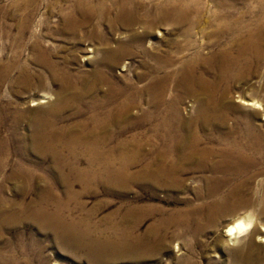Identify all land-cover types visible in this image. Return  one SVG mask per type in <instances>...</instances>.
<instances>
[{"label": "bare ground", "instance_id": "1", "mask_svg": "<svg viewBox=\"0 0 264 264\" xmlns=\"http://www.w3.org/2000/svg\"><path fill=\"white\" fill-rule=\"evenodd\" d=\"M62 1L67 7L60 11L58 31L76 42H97L90 50L102 58L89 69L72 67L77 55L58 54L45 47L32 31L33 59L41 68L19 64L20 54H15L0 68V92L6 84L10 85V93H18L19 89L42 91L40 102L48 104L31 110L22 103L6 102L0 106V132L8 124L17 137L27 118L31 133L23 139L31 141L32 149L42 159H52L57 179L66 182L70 199L76 196L75 181L85 187L102 183L129 189L146 183L151 188L182 190L186 187L184 173L193 170L202 172L196 178L203 183L196 189L198 196L212 197V202L215 197L211 203L215 209L236 210L246 205L247 200H232L243 198L253 181H264V125L254 118L264 113V5L258 13L249 7L240 13L223 5L224 11L214 10L211 17H205L198 1L190 0H56L58 4ZM39 4L40 0H14L4 7L3 35L11 40V47L20 49L23 45ZM12 17L15 23L8 20ZM120 21L129 25L125 39L114 37ZM105 22L110 26V37L102 31ZM157 34L161 42H151ZM181 37L185 42L180 41ZM131 56L144 58V70L134 79L124 78L118 83L114 68L120 64L129 68V62L123 61ZM16 70L19 73L14 75ZM254 77L258 80L243 89L239 100H233L230 94L236 83ZM56 84L57 92L52 89ZM184 96L195 98L191 118L184 117L179 108ZM72 116L81 117L69 122ZM142 123L149 125L145 141L126 136L127 130ZM1 137V143L8 142ZM7 154L8 148L0 146V161ZM84 159L88 164L85 168L81 167ZM10 177L28 183L56 178L30 169ZM38 200L33 206L16 204L21 211L18 214L32 211L35 220L63 229L70 242L89 255L131 248L126 243L92 239L91 230L80 229L90 226L89 219L66 223L63 214L70 205L56 198L52 187ZM52 202L55 209L50 210ZM143 207L137 205L134 210L143 215ZM191 210L189 206L178 209L161 223L189 225ZM248 214L228 224L231 240L252 225ZM15 216L0 214V233ZM136 246L133 243L131 250L140 251ZM253 256H249L251 263Z\"/></svg>", "mask_w": 264, "mask_h": 264}, {"label": "rangeland", "instance_id": "2", "mask_svg": "<svg viewBox=\"0 0 264 264\" xmlns=\"http://www.w3.org/2000/svg\"><path fill=\"white\" fill-rule=\"evenodd\" d=\"M12 1L14 0H0V68L4 66L7 60L12 59L15 54H20L19 60L21 61L18 60L19 64L27 63L33 69L41 68L33 59L35 52L32 46L34 40L33 32L40 36L45 47L51 48L58 54L66 55L69 53V55H77V60L73 61L72 67L89 69L92 68L98 59L102 58L101 54L95 55L90 50L98 45L97 42H76L71 40L68 35L61 34L58 31V27L61 26L62 22L60 11L67 7L65 1L58 4L56 0H54V3L53 0H40L39 6L41 7L38 8V14L31 29L26 32V39H24L23 45L20 49L14 46L11 47V40L5 39L3 35V24L6 19L4 7ZM190 1L195 3L198 1L197 4L205 11V17H211L214 10L224 11L223 5L229 10H238L240 13L244 12L247 7L254 8L256 10L255 13H258L259 7L264 5V0ZM48 6L49 8H47ZM50 7H53V10ZM8 20L10 22L13 20V23L16 22L14 17ZM126 25L120 21L116 25L117 28L115 27V34L113 32L114 37H119L120 39L123 37L125 39L124 33L129 28V25ZM109 28L108 22H105L102 26V31L106 36L110 37L112 34ZM160 38L161 36L157 34L150 40L158 43L161 42ZM172 40L171 37L168 42ZM180 41L185 42V38L181 37ZM163 43L166 44V42ZM143 60L142 56H131L123 61V63L129 62V68L124 67L122 64L116 66L113 72L118 83H123L124 78L131 77L134 79L138 72L144 70L142 67ZM18 73V70L13 72L14 75ZM257 80L258 78L254 77L247 82L236 83L230 94L233 100H239L243 89L250 83L254 84L253 82ZM261 82L264 83V81ZM142 83L144 84L145 82ZM142 83L140 84L142 85ZM9 86L7 84L2 86L0 106L6 102H13L14 104L22 103V106L26 109L36 110L37 107L48 104L40 102L42 100V91H26L16 87L19 92L10 93ZM52 89L57 92L59 86L56 84ZM54 97H51V100H54ZM194 99L191 96H184L180 102L179 108L186 118H191L192 116L196 103ZM237 103L239 104V102ZM135 113L138 114L139 110L136 109ZM78 117L81 116L70 117L69 122L78 119ZM254 118L257 123L264 125L263 112H260L259 116L257 115ZM262 129H264V126ZM1 130L0 137H4L3 139H7L8 142H0V146L8 148V154L0 161V199H2L0 214L11 215L14 213L16 216L13 218L15 221L6 223L0 233V264H264V181H253L250 187L247 188V194L243 198L239 197L232 200V202L239 200L244 202L247 200L248 203L242 205L239 209L228 211H220L212 206L215 197H213L212 202V197L198 196L196 189L200 188L203 183L196 181V178L202 172L193 170L184 173L183 181L186 183V187L182 188V190L157 188L154 186L151 188L150 184L146 183L134 185L129 189H122L112 185H107V187L102 185V183H95L85 187L80 182L75 181L72 184H74L73 188L76 196L73 197L75 199H70L66 195V190L68 189L66 182L57 179L58 170L54 168L52 159H42V156L32 149L34 147L31 141L23 139L24 136L27 137L31 133L27 118L22 122L18 135L16 134L17 137L14 136L8 124ZM148 131V123H142L127 130L125 133L128 137L134 135L145 141ZM122 136L124 137V134ZM25 146L27 147L26 151L23 149L26 148ZM19 149L22 150L21 153L18 151ZM41 161L42 165L39 166ZM87 166L88 164L84 159L81 167L85 168ZM137 167L139 168V166ZM137 167L135 169H138ZM26 169L33 170L36 174L45 177L51 175V177L54 176L56 178L47 179L46 181L38 179L37 183H28L24 179L10 177V175L19 174L26 171ZM261 178H264V176ZM49 187L54 190L56 198H61L64 202L71 200L68 201L70 210L65 211L63 214L66 223L71 224L82 219H89L90 226H81L80 229L84 231H87V229L91 230L92 239L102 240L104 238L105 240L115 241L118 244L120 242L126 243V245L129 244L127 248H132L133 243H135L140 251H133L130 248L125 249L126 251H108L106 254L96 253L92 256L85 249L76 248L74 242H70V237H67L63 229L49 227L35 220L32 216V211H28L30 214L28 212L24 215L18 214L21 211L16 208V204L24 202L33 206L38 203V199L41 200L43 193ZM188 201L191 202V205H188ZM229 202L226 204H229ZM54 204V202L51 203L50 210L55 209ZM137 205L144 206L143 208L146 209L145 214L142 215L134 210ZM188 206L192 209L189 225L161 223L164 218H170V215L176 210L187 209ZM195 208L200 210H197L200 214L199 212L195 213ZM244 214H248L250 218L252 216L253 223L244 229L238 238L231 240L227 235V226L234 218ZM147 247H150L149 250L146 249ZM236 250H241V252L236 253ZM249 256H253L252 259L254 258L255 261L253 259L251 263L249 261L251 257Z\"/></svg>", "mask_w": 264, "mask_h": 264}]
</instances>
